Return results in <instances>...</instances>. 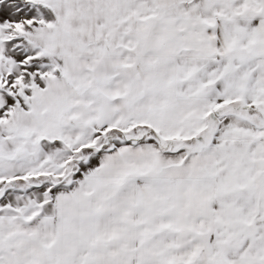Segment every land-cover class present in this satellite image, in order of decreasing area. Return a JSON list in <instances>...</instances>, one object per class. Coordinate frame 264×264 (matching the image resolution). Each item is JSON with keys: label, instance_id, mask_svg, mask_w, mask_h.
<instances>
[{"label": "snow or ice", "instance_id": "snow-or-ice-1", "mask_svg": "<svg viewBox=\"0 0 264 264\" xmlns=\"http://www.w3.org/2000/svg\"><path fill=\"white\" fill-rule=\"evenodd\" d=\"M0 264H264V0H0Z\"/></svg>", "mask_w": 264, "mask_h": 264}]
</instances>
